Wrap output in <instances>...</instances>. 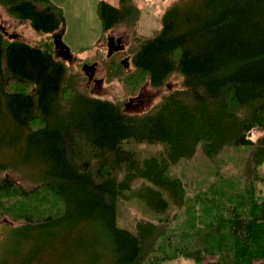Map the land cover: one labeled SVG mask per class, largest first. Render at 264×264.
Instances as JSON below:
<instances>
[{"label": "trees", "instance_id": "16d2710c", "mask_svg": "<svg viewBox=\"0 0 264 264\" xmlns=\"http://www.w3.org/2000/svg\"><path fill=\"white\" fill-rule=\"evenodd\" d=\"M0 10L60 39L62 11L49 0H0ZM140 14L135 0L97 5L105 34L136 32ZM160 24L121 51L131 68L103 67L128 96L180 75L181 89L135 113L66 84L50 51L0 31V149L27 139L42 156L32 187L0 178V222L102 221L90 264L264 260V0H176ZM142 146L159 148L145 156ZM124 192L160 217L117 226Z\"/></svg>", "mask_w": 264, "mask_h": 264}, {"label": "rangeland", "instance_id": "374dc122", "mask_svg": "<svg viewBox=\"0 0 264 264\" xmlns=\"http://www.w3.org/2000/svg\"><path fill=\"white\" fill-rule=\"evenodd\" d=\"M62 11L63 21L60 28L59 41L67 50L69 57L64 58L58 54L55 47V34L36 33L28 23H19L14 16L0 10V26L8 34L16 35L14 40L30 45L46 48L50 51L55 62H62L67 68L66 84L76 83L78 88L85 90L94 98L112 100L126 105L132 100L131 105L125 108L130 113L145 110L151 103H155L168 91H174L183 87L182 78L178 74H172L164 81L163 86L153 88L146 85L141 93L128 96L121 82L104 79V66L108 62L124 57L127 68L130 67L129 56L126 52H113L107 57L106 43L108 37L122 38L124 50L135 44V38L152 36L160 28V17L169 5L176 0H135L137 7L141 9L137 23V31L120 25L105 34L97 15L99 1L110 5H117L118 0H49ZM1 31V30H0ZM1 31V32H2ZM94 63V78L99 80L95 87L87 86V79L83 67ZM141 96L136 99V96ZM138 98V97H137ZM4 130V129H3ZM8 133L16 137L15 128ZM254 133V138L257 136ZM0 149V163L10 164L14 168L6 172H0V178L7 177L16 184L28 189L33 186L39 176L41 162L34 152V141L17 139L9 142ZM159 146H142V154L153 153ZM39 154L42 149L37 148ZM139 150V151H141ZM240 155V153H237ZM11 166V167H12ZM264 175V164L260 168ZM264 193V180L256 184ZM121 197L122 203L118 204L117 226L128 228L140 219L155 220L159 214L152 211L145 203L137 198ZM103 234L102 221H62L45 227H27L24 224L7 221L0 222V262L2 264H90L95 259L94 242ZM208 260V259H206ZM205 260V261H206ZM172 264H190L185 259H179Z\"/></svg>", "mask_w": 264, "mask_h": 264}, {"label": "water", "instance_id": "95a60500", "mask_svg": "<svg viewBox=\"0 0 264 264\" xmlns=\"http://www.w3.org/2000/svg\"><path fill=\"white\" fill-rule=\"evenodd\" d=\"M0 30L1 31L3 30L2 26H0ZM11 37L14 38L15 36L11 35ZM54 41H55V47H58V46L62 47L63 46L62 43H59V44L57 43L58 42L57 38H55ZM119 41H120L119 39L115 40L113 37L107 38V43H106L107 57H110L113 52H117V51L122 49V46L119 44ZM92 69H93V66H91V65H85L83 67V70L85 71L86 74H88V73L91 74ZM131 103H132V101L129 100L128 103L125 105V108L129 107V105Z\"/></svg>", "mask_w": 264, "mask_h": 264}, {"label": "flooded vegetation", "instance_id": "af4514ba", "mask_svg": "<svg viewBox=\"0 0 264 264\" xmlns=\"http://www.w3.org/2000/svg\"><path fill=\"white\" fill-rule=\"evenodd\" d=\"M116 39H119L120 41H119V44L122 46V49L121 50H119L120 52L121 51H123V47H124V44H123V39L120 37V38H115V40ZM58 40V39H57ZM58 44L60 43V41L58 40V42H57ZM106 50H107V48H106ZM56 51L58 52V54L59 55H61L62 57H64V58H67V57H69V55L67 54V50L62 46V47H60V46H58V47H56ZM70 58V57H69ZM120 59H124V57L123 58H120ZM126 61H124V63H125ZM93 65H95L94 63H93ZM125 66L127 67L128 66V64L127 63H125ZM94 72H95V67L93 66V69H92V72H91V74L90 73H88V74H86V78H87V86H93V87H95L96 86V84L99 82V80H97V79H95L94 78ZM138 97V98H137ZM141 96H136L135 98L136 99H139ZM132 101V100H131ZM131 105V104H130ZM129 105V106H130ZM128 108V107H127Z\"/></svg>", "mask_w": 264, "mask_h": 264}, {"label": "crops", "instance_id": "0c3cea01", "mask_svg": "<svg viewBox=\"0 0 264 264\" xmlns=\"http://www.w3.org/2000/svg\"><path fill=\"white\" fill-rule=\"evenodd\" d=\"M254 264H264V260L255 261Z\"/></svg>", "mask_w": 264, "mask_h": 264}]
</instances>
